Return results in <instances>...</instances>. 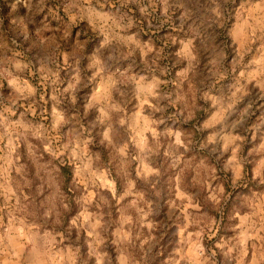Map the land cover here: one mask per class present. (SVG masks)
Instances as JSON below:
<instances>
[{"label":"rangeland","instance_id":"rangeland-1","mask_svg":"<svg viewBox=\"0 0 264 264\" xmlns=\"http://www.w3.org/2000/svg\"><path fill=\"white\" fill-rule=\"evenodd\" d=\"M0 264H264V0H0Z\"/></svg>","mask_w":264,"mask_h":264}]
</instances>
